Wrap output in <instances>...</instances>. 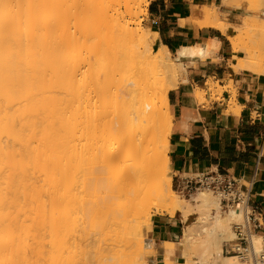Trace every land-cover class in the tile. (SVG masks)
Listing matches in <instances>:
<instances>
[{
  "label": "bare ground",
  "instance_id": "bare-ground-1",
  "mask_svg": "<svg viewBox=\"0 0 264 264\" xmlns=\"http://www.w3.org/2000/svg\"><path fill=\"white\" fill-rule=\"evenodd\" d=\"M141 3L0 0V264H43L44 258L63 263L68 255L60 253V245L72 243L67 233L86 236L91 220L100 229L131 221L139 241L172 260L175 244L155 248L151 229L137 221L152 210L170 218L179 213L183 220L198 215L178 242L184 261L179 264L193 260L198 244L190 242L193 230L208 221L211 228L200 246L206 261L247 264L221 255L230 235L227 223L240 216L222 215L219 200L204 192L193 197L194 204L180 197L171 187L168 164V93L184 66L178 59H213L219 43L182 47L173 59L160 45L155 52L145 35L131 28ZM256 3L264 11V0ZM203 11L199 24L224 33L216 8L207 5ZM253 19L227 38L234 54L242 50L237 31L250 32L257 24ZM260 40L256 36L253 42L260 53L244 48L233 69L264 83ZM215 84L208 79L209 92ZM196 90L198 100L202 90ZM257 245L254 240L255 250Z\"/></svg>",
  "mask_w": 264,
  "mask_h": 264
},
{
  "label": "crops",
  "instance_id": "crops-1",
  "mask_svg": "<svg viewBox=\"0 0 264 264\" xmlns=\"http://www.w3.org/2000/svg\"><path fill=\"white\" fill-rule=\"evenodd\" d=\"M235 1L240 0H148L144 26L156 36L153 45L165 47L172 55L206 40L219 43L213 59H178L185 70L168 93V164L175 184L209 171L228 173L243 184L257 209L255 240L264 249V83L247 70L233 69L242 55L232 52L227 38L233 36L248 9L245 2ZM207 5L216 8L219 21L226 26L224 33L199 24L205 20ZM208 79L216 83L217 90L200 102L195 90L207 92ZM195 195L190 197L192 203ZM197 217L196 213L184 220L179 213L171 218L153 217L156 245L177 244Z\"/></svg>",
  "mask_w": 264,
  "mask_h": 264
},
{
  "label": "rangeland",
  "instance_id": "rangeland-1",
  "mask_svg": "<svg viewBox=\"0 0 264 264\" xmlns=\"http://www.w3.org/2000/svg\"><path fill=\"white\" fill-rule=\"evenodd\" d=\"M141 1H142L141 6L139 7V9L135 13L136 17L134 19V24L131 25V28L139 29L140 32L143 33L145 35V37L147 38L149 45L156 52L158 50V48H156L153 45V40L156 38V36H155V34L151 33L149 29H146L144 26V20L146 18V13H147L146 9H147L148 0H141ZM241 1L245 2L246 9L247 8L248 9L245 11V17H243L239 21V25L242 24L244 21H248L249 23H251L250 21H252V19L254 18L253 16H255V18L253 20L254 21L256 20L255 23L257 22V24H256V26L254 24L253 25H254V28L257 29L256 30L257 32H255V36H254L252 34V32H254V31H252V30H255V29L252 27L253 25L251 26V24H249L252 27L250 29V32L248 31L247 27H244V29L246 28L245 29L246 31L242 30L243 28L240 31L239 30L237 31L236 43L239 45L240 48H242V50H244V48H246V47H251V49H253L254 48L253 42H254V39L256 38V36L259 37V40H260V38L262 37L261 35L264 34L263 30L261 29V27H264V11H259L260 10L259 8L261 5L258 6L259 8L256 6L257 0H256V2H255V0H250L251 2H247V0H240V2ZM252 1L255 2V5H253L254 3ZM240 2L235 1V4H239ZM252 6L254 9L252 8ZM255 6L257 7V9L255 8ZM246 17H249V19ZM256 27H258L259 29L262 30L260 32V33L263 32L261 35H259L260 33H258L260 30ZM234 34H236V32L233 29V35ZM253 36H254V38H253V42H252ZM257 40H258V38H257ZM261 41H264V37L261 38L260 42ZM257 42H259V41H257ZM262 43H264V42H262ZM252 46H253V48H252ZM242 50L239 52L243 56ZM254 51L256 52V55L258 53H260V52H258L259 49L254 48ZM259 57H261V60L264 59V57H262L260 55H259ZM172 59H173V55H172ZM183 68L185 70L184 66H183ZM182 69L180 71L181 74H180V78L178 80V83L180 82L181 75L184 71ZM196 91L197 90H195V93H196ZM207 93H209L208 90H207V92L202 91L201 94L199 95L198 100L200 102H204L203 96L206 95ZM171 187L180 197L187 199L190 204H194L191 202L190 198H186L185 196H181L180 192L178 191L177 184H175L173 181L172 173H171ZM204 193H207V192H204ZM207 194L211 198L216 200V198L214 196H212L209 193H207ZM192 207H194V206H192ZM202 213H204V211ZM212 214H213V211H212ZM222 215H223V213H222ZM155 216H157L155 213V210H152L148 214H146L145 218H139V219H137V221L140 222L141 225H143L145 228L151 229L150 225H152V219ZM234 222H238V221H235V220H229L228 221V223H227L228 227L227 226L226 227L229 229L230 235H229V237H225L226 240H224L223 243L228 242L233 238L232 233H231V224ZM209 223H210V225H209ZM132 226L133 225L131 224V221H128L124 224H118L115 227L107 226L105 228L100 229V228H98L95 220H91L90 226L87 227L88 233L86 236H84V234L82 235V233H79L80 231L73 233V234L71 232L67 233L69 235L68 240L70 241V243L71 242L72 243L68 244L67 243L68 240H67L66 241L67 244L65 243L67 245V246L65 245L66 248H64V246H63L64 242H63V244L61 243L60 248H59L60 253L63 255L66 254V256L68 255L67 258H69L68 261L70 262V264H179L181 262H184L182 259H180L183 248L180 247L178 243L175 244V254H174L175 256L172 260L169 259L168 257L163 256V255H159V254H155V253L153 254V251L148 244H146L145 242L139 241L138 236L131 229ZM210 226H211V222H209V221L206 222L205 224L204 223L203 224L201 223L200 225L198 224L197 227L194 226L196 229L194 228V230H193L194 236L192 234V236H191L192 239L190 238V242L191 243L194 242V244L196 242H198V244H196V247L192 250L193 253H191V255H193V256H191L192 258L190 257V259H193V260L188 262L187 264H208V263L212 264L211 263L212 260L209 259L208 262L206 261L207 260L205 258L206 252L204 253L205 250H204V248H202L203 245H205V243L203 242L204 243L203 244L202 241L205 239V237L208 233V230L211 228ZM151 231H152V229H151ZM152 234H153V232H152ZM154 239H155V235L153 234V245H154V247L157 249L162 247L161 244L159 246H157ZM143 240H145V232L143 233ZM223 243L221 244V248H222ZM201 245H202V247H201L202 249L200 248ZM68 246H69V249H68ZM257 249H259L258 245H257ZM65 250H66V252H65ZM202 250H203V252H202ZM63 251H64V253H63ZM43 253L45 254L46 252H44V250H43ZM221 255H222V253H221ZM214 256H216V255H213V257ZM64 258H65V256H64ZM61 259H63V258H61ZM66 259H63V263H64V260H66ZM44 260L45 261L43 262V264H49L48 259L44 258ZM46 260H47V262H46ZM58 261L59 260H57V262ZM57 262H56V264H58ZM61 263H62V261H60V264ZM66 263H67V261H65L64 264H66ZM241 263H243V262H241ZM50 264H53V263L50 262Z\"/></svg>",
  "mask_w": 264,
  "mask_h": 264
},
{
  "label": "built area",
  "instance_id": "built-area-1",
  "mask_svg": "<svg viewBox=\"0 0 264 264\" xmlns=\"http://www.w3.org/2000/svg\"><path fill=\"white\" fill-rule=\"evenodd\" d=\"M177 188L186 198L198 192H207L219 200L220 212L238 214L240 220L231 224L233 238L223 243L222 254L234 256L247 264H264V249L254 248V230L258 228L255 218L257 209L252 205L250 193L243 184L228 173L209 171L182 178Z\"/></svg>",
  "mask_w": 264,
  "mask_h": 264
}]
</instances>
